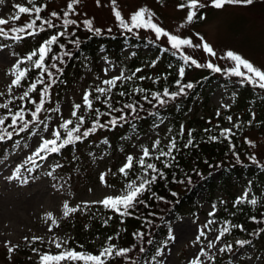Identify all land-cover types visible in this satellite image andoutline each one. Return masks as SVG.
<instances>
[{
	"label": "trees",
	"instance_id": "1",
	"mask_svg": "<svg viewBox=\"0 0 264 264\" xmlns=\"http://www.w3.org/2000/svg\"><path fill=\"white\" fill-rule=\"evenodd\" d=\"M49 1L35 0V4L36 6H44L41 15L44 18L51 19L56 27L47 28L45 26V30L38 32L36 35L19 34L24 35L22 40L6 39V42L0 43V46L6 44L18 57L19 61H24L19 65L21 69L27 68L30 70L28 76L22 80L24 90L27 89L28 85L39 79L41 75H43L45 84L49 83L47 74H41L39 69L34 68L31 62L26 60L27 55L38 48L42 40H46L57 32L65 31L60 19L51 17L50 13L55 11L62 18L66 7H54L49 5ZM26 15L28 18L20 26L33 18L28 14ZM69 18L75 19L73 16ZM21 19L22 17L13 21L19 23ZM37 24H39V21ZM93 27L99 28L101 30L100 34L97 35L88 31L82 22L77 21V24L68 26L67 32L69 35L60 37L58 44L52 46L53 52L49 54L46 64L55 63L62 71L57 72L56 69H50L54 74L55 82L51 83L44 110L39 114V120L43 123L30 124L28 130L19 134L8 128V131L13 132V136L11 139L5 138L0 141V160L4 158V155L14 151L18 144L25 143L36 128L43 127L47 120L51 118L56 103L55 98L60 90L57 87L64 86L68 79L75 75L76 67L83 68L89 62L95 64L100 57L110 56L122 59L125 56L123 50L129 47L132 56L126 63L129 66L130 73H132V68L139 63L141 60L139 58L143 56L141 54L142 49L149 46L151 53L159 59H163L165 69L161 70L155 76V79L149 80L148 77H144L140 81H133L132 79L118 81L117 86L108 95L112 106L123 110L126 120L119 121L116 127L111 125L98 127L88 137L66 145L59 152L47 153L45 157L49 158L52 166L48 165L46 171L53 169V167L59 170L60 165H65L70 158L77 162L79 156L91 155L93 158H97L103 153L121 155L136 138L148 134L154 127L156 128L158 124L163 122H168L170 126L175 124L177 128H180L179 121L188 111V105L193 102L198 90L201 87H210L217 78V75H213L207 70L192 79L185 77L181 79L179 75L174 74L173 67L168 64L174 59L180 65L185 64L181 56L178 53L174 54L175 50L170 45H163L154 39L155 42L151 39L149 42L139 29L128 32L121 29L118 24L114 28L106 26L102 28L98 25ZM9 34L12 35V33ZM2 38L0 37V41L3 40ZM73 40H77L79 43H71L70 41ZM60 45H63V48ZM64 52H69L71 55L65 56ZM53 54L60 57V59L53 61L51 59ZM60 60H63V63ZM238 78L241 84L234 96L233 103L229 105V112H235L237 108L244 107L245 113L235 124L236 129L232 131L230 139H225L220 135L221 129L226 128L224 123L228 121L221 118V113L219 115L216 113L218 117L215 123H205L203 117L190 120L184 133H176L173 137L177 144V148L172 154L174 159L161 158L160 160L150 159L147 161L156 164L163 175L149 173L147 178L150 179L152 175H156V181L140 197L144 202L137 203L135 208L131 210V215L121 216L103 205L77 206L75 207L78 209L76 212L70 213L67 217L62 215L60 225H63L67 234H69L65 241H61L60 248H57L55 244L43 243L36 249L34 255H31L30 252L24 250V246H17L14 249L16 256L13 263L40 264L41 255H56L68 249L98 254L103 247L113 244L116 249L128 248L130 251L122 257L113 255L107 261V264H143L146 259L157 253L160 244L167 236L168 228L171 225L169 216H171V219H175L183 208L198 205L200 202L199 197L207 201L210 200L218 206L219 210L221 209V213L225 216L221 218L225 225L227 224L230 228L227 232L228 235L235 236L236 241H247L248 243L244 244L246 246L254 245L255 240L257 241L264 236V163H259L256 159L255 161L250 159L254 156L252 146L245 141L246 139L249 140L246 133L251 127L250 124L245 123V120L249 118L248 113L251 105L263 106V103L257 100L261 98V95H256L252 87L242 77ZM177 80H180L181 86L192 83L193 87L191 89L186 88L183 94L176 96L174 99L161 96V99L167 101L165 104H159L152 98L151 93H162L164 88H167L169 92H179V86L176 84ZM232 82L233 80L225 77L224 81L219 82V84ZM45 84L37 85V91L30 93L29 98L23 101L18 99L19 96H14L11 99L12 103L9 104V108L15 112L23 105L25 119H30V112L35 110V105L28 101L39 102V90L45 87ZM136 88H143L146 91L136 92L134 91ZM120 92H125L126 95L120 96ZM91 93L93 110L89 112L83 104H80L79 114L85 116V123L80 129L81 133L92 127L97 116V109L100 112L101 124H106L112 117L121 115L120 112H111L110 115H105V113L110 112V109L104 103L106 97L101 96L99 100H96L95 97L99 94L94 89ZM144 96H147L151 103L143 99ZM125 103H135L136 113L132 114L131 110L124 109L123 105ZM224 114L227 113L224 112ZM0 115H7V110L0 109ZM259 117L264 118V110ZM9 123L10 120L6 121L5 127ZM72 126L74 125H70V127ZM189 130L192 132V144L189 147H184L189 139ZM61 134L63 136L64 133L61 132ZM210 136H215L217 139L210 140ZM148 148L151 150V144L148 145ZM160 148L167 150V147H163L161 144ZM156 154L158 152L153 153V155ZM136 160L138 158H134L133 167L128 172V178L124 176L123 181L134 180L137 177L144 178V170L139 167L138 163L135 162ZM165 163L169 166L165 167ZM233 185L245 189L248 198L256 199L257 203L255 205L247 201L236 203L238 197L231 190ZM217 191H220V197H214ZM223 194L226 197H223ZM253 217L255 219H252ZM137 233L140 235H137ZM109 237L112 239L109 240ZM140 249H143V251ZM229 252L231 250L222 252V258L218 257L216 262L230 264L231 254ZM257 252H260V257L264 258V248L259 247ZM52 264H55V262H52ZM59 264H83V262L60 261Z\"/></svg>",
	"mask_w": 264,
	"mask_h": 264
},
{
	"label": "rangeland",
	"instance_id": "2",
	"mask_svg": "<svg viewBox=\"0 0 264 264\" xmlns=\"http://www.w3.org/2000/svg\"><path fill=\"white\" fill-rule=\"evenodd\" d=\"M67 3L68 0L49 1V5L54 7H67ZM201 3L205 7L198 9L192 22L186 23L188 9L187 7L179 8L178 5L187 4V0H117V6L125 18H128L138 8L146 7L154 13V22L171 34L191 39L193 45H202V37L203 41L213 48L215 56L206 53L202 46H183L181 51L198 63L210 62L222 70L215 72L207 67L198 68L191 63L180 65L176 59L172 60L168 64L173 67L174 74L179 75L180 67H184L185 78L192 79L207 70L217 75L210 87H201L198 90L193 102L188 105V111L179 121L180 128H177L175 124L170 126L168 122H163L148 134L136 138L121 155L103 153L97 158L91 155L79 156L78 163L70 158L65 165H60L59 170L53 167L46 171L49 159L40 162L38 161L39 156L33 154L41 138L51 139V130L58 128L63 120L73 119L75 121V118L71 116L73 105L83 104L82 98L85 91L91 92L96 87H107L101 82L118 76L121 72L125 76H131L135 72L133 81L142 80L139 77L155 79V76L165 69V64L163 59L151 53V48L147 46L142 49L143 56L132 68V73L126 63L132 56L128 47L124 49L125 56L122 59L106 56L99 58L95 64L89 62L83 68L76 67L75 75L68 79L64 86L57 87L60 90L55 98L53 115L45 123L48 127L45 128L44 124L43 127L36 128L25 144H18L14 151L4 155V158L0 160V264H15L13 263L16 256L15 250L9 253L8 246H13L14 249L17 246H24V250L34 255L33 249H37L40 244L65 241L69 233L67 234L63 225H60L65 203L69 207L102 206L98 203L99 201L106 196L119 194L130 181L129 179L123 181L125 177L119 172L129 155L139 158L142 155V148L150 144L152 146L157 139L163 147L167 146L176 133H181V126L185 131L190 120L203 117L205 123H215L218 117L216 113H221L223 119L228 120V117H232L231 122L228 120L224 125L235 131V124L244 115L245 108H237V111L229 112V105L233 102L241 82L238 76L224 71L234 66V62L226 58L225 53L229 50L234 51L264 70V0H254L252 5L247 6L227 5L222 9L211 7V0H201ZM16 4L30 7L28 0H0V18L7 20L14 16L17 13L14 7ZM75 8L76 15L73 17L76 21L83 22L85 19H91L93 26L98 25L102 28L105 26L114 28L118 24L112 13L110 0H100L99 6L96 0H80ZM201 16L204 18L201 19ZM21 17L19 23L10 20L7 25L0 27H4L5 30L20 27L21 23L28 18L26 14H21ZM139 30L149 42L150 39H154L158 43L169 45L166 37L157 40L155 33L150 29L140 28ZM2 39L0 43L8 40ZM1 46L0 93L2 95H0V103H4L14 96L22 95L24 85L21 81L20 87L13 88L11 93L8 92L11 80L14 78L12 67L19 60L6 44ZM136 69L140 71L136 72ZM225 77L233 82L220 85L219 82H223ZM248 85L252 87L256 95H261V98L257 100L262 102L263 106H250L249 118L245 120V123L250 124L251 128L246 135L253 142L250 146H252V153L256 160L264 163V118L259 117L264 110V89L254 87L249 83ZM224 112L227 114L225 115ZM60 131L64 133L63 129ZM29 157H32L35 165ZM17 167L20 168L18 178L9 179ZM101 174H104L103 182H101ZM231 190L236 197H241L246 193L245 189L237 185H233ZM214 197H220V191L215 192ZM199 201L198 205L183 208L178 217L173 218L174 220L169 216L171 225L167 236L160 244L155 258H148L143 264H190L201 248L214 257L213 260H209L207 256L201 257L203 264H219L216 262L218 257L222 258L219 248L228 244L232 245L231 252H229L231 254L230 264H264V258L260 257V252H257L259 247L264 248V236L255 240L254 245L241 246L236 245L235 236L225 233L218 242H215L212 249H208L209 240L215 241V237L225 225L221 218L225 216L221 213V209L219 210L218 206L210 200L199 197ZM48 213H51L52 218L56 220L55 225L48 219ZM209 213H214V215H209ZM200 232H204L205 235L197 241ZM33 237L42 239L33 240Z\"/></svg>",
	"mask_w": 264,
	"mask_h": 264
},
{
	"label": "snow or ice",
	"instance_id": "3",
	"mask_svg": "<svg viewBox=\"0 0 264 264\" xmlns=\"http://www.w3.org/2000/svg\"><path fill=\"white\" fill-rule=\"evenodd\" d=\"M97 5H100V0H96ZM80 3V0H68L66 10L63 11L62 18L60 17V14L57 12H51L50 16L60 19L61 24L64 26L65 31L57 32L54 35L49 36L46 40H44L38 48L34 49L31 53H29L26 57V60L31 62L32 66L36 69H39L41 74L46 73L48 76L49 83L45 84V81L43 79V75L37 80H35L33 83L28 85L27 89L23 91L22 95L18 97L21 101L25 100L26 98H29L30 93H33L37 91V85L45 84V87L40 89V97L39 102H34L32 100H29V103H34L35 110L30 112V119H25V108L23 105L20 106L19 110L13 112L12 109L9 108V104L12 103V100H8L4 103H0V109H6L7 115H0V141H3L5 138L11 139L13 136L12 131H8V128L13 129L16 134L25 132L29 129L30 124L35 123H43V121L39 120V114L44 110L45 101L48 95V89L51 87V83H54V74L50 69H56L57 72L62 71L60 68L57 67V64L52 63L51 65L46 64V60L49 57V54L53 52L52 46L55 44H58L60 37H64L69 35L67 32V28L70 25L77 24V21L75 19H70V16L76 15V8L75 6ZM110 3L112 5V13L118 22V26L121 29H124L128 32H132L133 29H150L155 33L156 39L159 40L161 37H166L168 40L169 45L172 49L175 50V53H179L181 58L183 59L185 64L191 63L192 65H195L196 67H207L215 72H220L222 69L217 67L216 65L212 63L207 64H201L198 63L195 59L192 57L185 55L183 51H181L183 46L187 47H203L204 51L206 53L211 54L212 56H215L216 53L214 52L213 48L207 43L203 41V38L201 37L202 45H193L191 39L188 38H181L180 36L173 35L167 30H165L163 27L158 25L154 22V13L149 10L146 7H140L136 11L130 14L128 18H125L120 9L117 6V0H110ZM254 3V0H211V7H214L216 9H222L227 5H252ZM28 4L32 5L31 7L24 6L23 4H16L14 7L17 9V13L14 16L9 17V19H3L0 18V26L7 25L10 20H19L21 17V14H28L30 17H33L29 22L24 24L20 27H14L9 30H5L4 27H0V37H3L5 39H12V40H22L24 38V35L27 36H33L36 35L38 32H42L45 30V26L47 28H54L56 25L53 23L51 19L44 18L41 13L43 11L44 6H36L35 0H28ZM179 8H185L187 7L188 12L186 15V23L192 22V20L196 17L197 11L200 8L205 7L203 3H201V0H187V4H180L178 5ZM201 19L204 17L201 16ZM39 21V24L37 22ZM83 26L90 32H94L95 34H100L101 30L99 28L93 27V22L91 19H85L83 20ZM183 27V25H181ZM111 31V29H109ZM12 33L10 35L9 33ZM24 34V35H19ZM73 44H78L79 41L73 40L70 41ZM2 47V46H0ZM61 48H63V45H60ZM65 56L71 55L69 52H64ZM226 58L234 62V66L231 69H225L224 71H227L230 75H235L238 77H242L244 81L248 82L249 84L253 85L254 87H258L260 89H264V70H262L260 67L255 66L251 61L244 58L242 55L234 52V51H227L225 53ZM35 57V59H34ZM51 59L53 61L60 59L57 55L53 54L51 55ZM24 61H19L12 67V75L14 78L11 80V84L9 85L8 92L11 93L13 88L20 87L21 81L24 80L29 73V69L24 68L21 69L19 65L23 63ZM61 63H63V60H60ZM155 63V62H153ZM107 71V70H105ZM140 69H136V72H139ZM185 74L184 67H180L179 69V76L181 79H183ZM136 75L134 72L131 76H125L123 72H121L120 75L112 77L111 79L103 80L101 83L103 85H106L107 87H96L94 91L98 93L95 97L96 100H99L101 96H105L106 99L104 100V103L108 106L110 109L109 113H105V115H110L111 112H120L121 115L119 117H112L109 119L106 124L100 123V112L97 109V116L95 121L92 124L91 128L85 129L82 133L80 131L81 126L85 123V116L79 114V110L81 108L80 104L73 105V109L71 112V116L75 118V121L73 119H65L63 122L59 125L58 128L51 130V139H45L41 138L39 142V146L36 150V152L33 154L34 156H39L40 159H45V156H42L41 153H57L60 151V149L64 148L66 145H69L71 143H74L76 141L81 140L82 138L88 137L90 133H93L96 131L98 127H106L108 125H111L112 127H116L119 121H125L126 116L123 113V110L121 108L113 107L110 102V94L117 86V82L120 80H131ZM139 79H144V77H139ZM176 84L179 86V92H169L167 88H164L163 92H153L151 93V96L154 100H156L159 104H165L167 101L164 99H161V96L168 97L169 99H174L176 96L181 95L184 93L185 89H191L193 87L192 83H188L186 85H180V80L176 81ZM136 92H145L146 90L143 88H136L134 89ZM2 95V93H0ZM120 96H125V92H120ZM92 96V93L89 91H85L83 95V106L87 111L93 110V100L90 98ZM143 99H145L147 102L151 103V101L148 100L147 96H144ZM142 107V106H141ZM124 109L131 110L132 114H135L137 111V107L135 103H125L123 105ZM59 111V109H57ZM219 115V113H217ZM230 122L232 120V117L227 118ZM10 120V123L7 124V127H5L6 121ZM70 125H74L70 127ZM45 128L48 127L47 124L44 125ZM60 129L64 130V134L62 136ZM183 126H181V134H183ZM209 131V130H206ZM220 135L224 137L225 139H230L232 135V130L225 128L221 129ZM188 141L184 145V147H189L192 144V132L191 130L188 131ZM210 140H216L217 137L210 136ZM246 143H249L250 145L253 143L250 140L245 141ZM160 140L157 139L153 142L151 146V150L148 147L142 148V155L136 160L135 162L138 163L139 167L144 170V178L137 177L134 180L128 181V183L125 185L124 189L116 195H109L106 196L103 200L99 201L98 203L102 204L105 208H108L116 213H118L121 216H129L132 214L131 210L135 208L137 203H143L144 201L140 199V197L149 190V186L156 181V175H152L151 178H147L149 176V173H156L158 175H163L159 169L157 168L156 164L147 162L150 159H156L160 160L161 158H171L174 159L173 151L176 150L177 144L176 140L172 139L167 144V150L160 148ZM231 146V145H230ZM255 146V145H253ZM158 152V154L153 155V153ZM235 155V153H234ZM251 160L255 161V156L250 157ZM29 160L35 165V161L32 159V157H29ZM134 163V157L129 155L126 158V162L123 164L122 167H120L119 172L124 175L125 177L128 176L129 170L133 167ZM169 165L165 163V167H168ZM29 171H32V169H29ZM20 172V168L17 167L15 172L13 173V176L9 177V179L18 178V174ZM51 175V173H48ZM104 181V174H101V182ZM139 181V182H137ZM27 182V181H25ZM175 195V194H174ZM247 201L250 204L255 205L257 203V200L252 198H248V194L244 193L241 197L237 198L236 203H243ZM97 203V202H92ZM64 211L63 215L65 217L69 216L70 213L76 212L78 209L75 207H69L67 203L63 205ZM209 215H214V213H209ZM48 219L51 221L53 225L56 224V220L52 218V214L48 213ZM111 219V217H109ZM252 219H255L253 217ZM107 223V221H105ZM207 227V225H205ZM233 227H239V226H233ZM230 228L226 224L220 231L219 235L215 237V241L209 240L207 244L208 249H212L215 246V242H218L221 237L229 232ZM49 231H51V228H49ZM137 235H140L137 233ZM204 232H200V235L197 237V241H199L201 236H204ZM27 239V238H26ZM41 237H33V240H40ZM112 238L109 237V240ZM55 242V241H54ZM237 244L243 246L244 244L248 243L247 241H236ZM55 246L57 248L61 247L60 242H55ZM232 248L231 244L225 245L223 247L219 248L220 252L230 251ZM14 250L13 246H8V252L12 253ZM143 251V249H140ZM33 251H37L36 249H33ZM130 251L128 248H119L116 249L115 245L108 244L106 247H103L98 254H92L87 252H77L72 249H68L66 251H62L56 255L52 254H43L40 256V264H52V262H55V264H59L60 261H81L83 264H107V261L112 258L113 255L117 257L126 256V254ZM207 256L209 260H213L214 257L209 255V252L205 251L204 248L200 249V252L198 255L193 258L190 261V264H203V261L201 260V257Z\"/></svg>",
	"mask_w": 264,
	"mask_h": 264
}]
</instances>
